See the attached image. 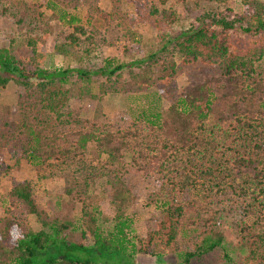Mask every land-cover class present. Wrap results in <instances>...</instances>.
<instances>
[{"label": "trees", "instance_id": "1", "mask_svg": "<svg viewBox=\"0 0 264 264\" xmlns=\"http://www.w3.org/2000/svg\"><path fill=\"white\" fill-rule=\"evenodd\" d=\"M123 1L107 11L98 0H0V18L27 47L0 46V87L16 94L0 107V150L12 168L29 164L38 181L64 179L51 213L30 180L10 179L0 264H136L138 253L160 260L169 248L190 263L223 247L220 223L231 202L242 208L236 256L248 249L243 264H264V0H234L237 9L228 0H218L223 9L193 1L194 21L174 34L167 28L178 16L163 0H134V18ZM134 20L162 31L154 49L97 66L104 44L136 42ZM49 36L51 55L77 67L44 69ZM189 64L178 88L176 76ZM90 75L99 96L155 86L167 104L144 120L120 122L105 119L98 102L92 118L82 117V100L95 96L83 84ZM140 199L159 214L145 237L131 216Z\"/></svg>", "mask_w": 264, "mask_h": 264}, {"label": "rangeland", "instance_id": "2", "mask_svg": "<svg viewBox=\"0 0 264 264\" xmlns=\"http://www.w3.org/2000/svg\"><path fill=\"white\" fill-rule=\"evenodd\" d=\"M28 2H37L39 0H27ZM157 3H161V0H156ZM193 1H197L198 7L204 9H223L224 6L218 3V0H163L161 7L174 11L178 16V20L169 28H167L171 34L176 33L179 30H184L190 25V22L194 21L193 17L196 14L194 8L191 6ZM112 0H98L100 8L109 11L111 9ZM134 0H124L122 2V10L127 12L132 18L135 16L134 12ZM220 4V5H219ZM228 6L230 8H236L234 0H228ZM196 8V9H201ZM45 13L50 14V10L44 9ZM132 30L137 34L136 42L126 43L122 40H118L113 44H104L99 48L97 66L103 65L104 60H112L114 63L127 62L131 59H138L147 56L155 47L159 40V33L162 32L157 28V25L148 21L134 20ZM22 43V44H21ZM13 44L22 48V51H27L26 44L23 39L18 36V32L11 20L0 18V46ZM130 47V53L124 51V47ZM46 58L43 63L44 69L51 71L53 69H63L66 67H77L78 63L71 59H64L60 55H51L52 53V38L48 37L45 44ZM175 63L180 64V57L178 54L174 56ZM264 64V57L261 60ZM194 68L192 65H184L182 70L176 76V84L178 88H181L187 79V72H191ZM83 84L88 86L91 91L92 97H87L82 100L81 116L85 118H92L94 111L100 102L101 115L107 120L123 121L127 115L133 118L146 119L150 113L159 111L162 107L166 106V101L153 86L143 92H112L108 91L106 94L99 96L96 85V77L90 75L83 80ZM66 87H70V83L65 84ZM16 101L15 88L11 85L7 87H0V107L6 104H13ZM145 113V114H144ZM148 115V116H145ZM88 149H94L93 144L88 145ZM9 167L5 170L0 166V214L3 208L7 204L5 193L9 189L10 179L15 178L17 180L28 179L32 182L33 188L38 198L39 204L46 208L49 213L52 212L55 201L58 195L61 193V189L64 185V179L62 177L54 180L38 181L32 167L21 161L17 168H12L14 163L13 158L5 150H0V164ZM48 201L51 205H48ZM142 201V202H141ZM139 209L133 210L131 216L135 220L136 231L142 237L146 236L147 231L156 230L157 222L156 217L159 216L158 210L155 206L147 207L144 205L143 200H139ZM238 210L236 214L235 207ZM102 212L105 214H112V210L106 200L101 201ZM228 214L221 220V229L224 232L225 240L223 247H217L210 253L206 254L200 259H193L190 263H184L178 258L174 251L169 248L163 257L159 260L154 256L145 253H138L133 257L136 264H243L241 259L248 255L249 250L245 252L241 257H237L236 254L240 253V250L236 248L234 240L236 238L237 230L235 229V221L239 219L241 214V205L239 203L228 204ZM240 212V213H239ZM241 218V217H240ZM245 219V218H244ZM249 223L248 219H245ZM238 238V237H237ZM89 243L90 241L87 240Z\"/></svg>", "mask_w": 264, "mask_h": 264}]
</instances>
